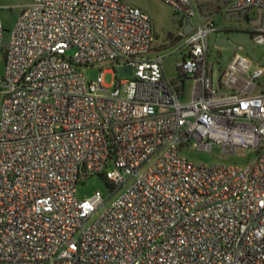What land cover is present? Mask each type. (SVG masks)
Returning a JSON list of instances; mask_svg holds the SVG:
<instances>
[{
  "label": "built area",
  "instance_id": "1",
  "mask_svg": "<svg viewBox=\"0 0 264 264\" xmlns=\"http://www.w3.org/2000/svg\"><path fill=\"white\" fill-rule=\"evenodd\" d=\"M161 1L195 26L180 34L182 84L150 57L149 14L122 0H26L7 43L0 19V264H264V68L236 54L215 84L219 29L193 0ZM249 9L263 12L264 45V0L230 4ZM214 146L255 158L182 154ZM93 176L109 195L81 200Z\"/></svg>",
  "mask_w": 264,
  "mask_h": 264
},
{
  "label": "rangeland",
  "instance_id": "2",
  "mask_svg": "<svg viewBox=\"0 0 264 264\" xmlns=\"http://www.w3.org/2000/svg\"><path fill=\"white\" fill-rule=\"evenodd\" d=\"M122 1L128 6L141 9L149 14L155 37L150 57L153 58L160 55L163 58V69L167 79L175 80L176 82L181 81L177 68L183 61L185 52L182 48L183 43L179 35V21L175 11L161 0ZM25 5L26 0H0V19L5 27L4 41L6 43L9 41L10 32ZM212 22L219 31L208 38L207 60L210 65L213 64L214 70L213 76H211L215 84L218 81L219 75L226 69L236 54L247 57L253 63L252 71L264 68V45H260L254 40L255 29L257 27L229 20L227 9L213 18ZM72 53L73 51L69 54ZM106 67L116 72L119 77L122 76L119 66L108 65ZM83 72L88 81H95L99 76L98 68L85 69ZM113 82L114 75L111 73L107 74L104 84L111 86ZM183 84H186L183 92L185 94L184 100L187 101L193 97L194 86L191 81H185ZM256 88L257 92H264V77L259 80ZM182 154L196 164L209 165L245 166L255 158V152L253 151H242L237 156L225 155L220 146H214L211 152H203L190 148L183 151ZM77 192L81 200L92 198L97 192H101L105 198L109 195L105 181L99 176H93L81 182L78 185Z\"/></svg>",
  "mask_w": 264,
  "mask_h": 264
},
{
  "label": "flooded vegetation",
  "instance_id": "3",
  "mask_svg": "<svg viewBox=\"0 0 264 264\" xmlns=\"http://www.w3.org/2000/svg\"><path fill=\"white\" fill-rule=\"evenodd\" d=\"M210 6H205L204 11L208 14L204 16V19H209V21H212L213 18L221 14L223 11L227 9V15L231 17V20H235L241 23H246L247 25L253 26V23L258 19V11L256 9H249L246 11H237V12H231L230 11V4L231 2H228L226 0H209ZM228 7V8H227ZM198 17L199 13L197 11ZM263 23V19H262Z\"/></svg>",
  "mask_w": 264,
  "mask_h": 264
},
{
  "label": "water",
  "instance_id": "4",
  "mask_svg": "<svg viewBox=\"0 0 264 264\" xmlns=\"http://www.w3.org/2000/svg\"><path fill=\"white\" fill-rule=\"evenodd\" d=\"M196 10L199 13L200 16V20L202 23H207L209 21V19H204V16L207 15L208 13L204 11V7L205 6H210V1L209 0H193ZM228 2H231L232 0H226ZM258 19L253 23V26L255 27H260L262 25V16H263V12L262 10L258 11ZM228 19L231 20V17L228 14ZM195 26L192 25V23L190 21L187 22V26L184 30V35L188 36L193 30H194Z\"/></svg>",
  "mask_w": 264,
  "mask_h": 264
},
{
  "label": "crops",
  "instance_id": "5",
  "mask_svg": "<svg viewBox=\"0 0 264 264\" xmlns=\"http://www.w3.org/2000/svg\"><path fill=\"white\" fill-rule=\"evenodd\" d=\"M177 17H178V21H179V35H180L181 33H184V30H185L187 24L183 23V21L180 20V18H179L178 15H177ZM184 59H185V57L183 58V60H184ZM211 66H213V64H211ZM213 70H214V67H213L212 71H210V75H212ZM164 75H165V73H164ZM212 76H213V75H212ZM165 78L167 79L166 75H165ZM167 80H168V79H167ZM185 85H186V84H185ZM258 92H261V91H258ZM262 92H263V91H262ZM184 96H185V95H184ZM184 96H183V100H184ZM192 98H193V97H192ZM192 98H190L189 100H191ZM189 100H187V101H189ZM184 101H185V100H184Z\"/></svg>",
  "mask_w": 264,
  "mask_h": 264
},
{
  "label": "trees",
  "instance_id": "6",
  "mask_svg": "<svg viewBox=\"0 0 264 264\" xmlns=\"http://www.w3.org/2000/svg\"><path fill=\"white\" fill-rule=\"evenodd\" d=\"M107 186V185H106Z\"/></svg>",
  "mask_w": 264,
  "mask_h": 264
}]
</instances>
